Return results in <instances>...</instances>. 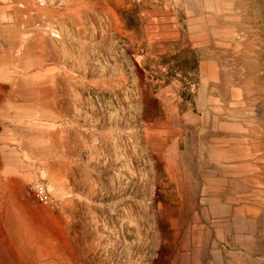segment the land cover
I'll use <instances>...</instances> for the list:
<instances>
[{
	"label": "rangeland",
	"instance_id": "374dc122",
	"mask_svg": "<svg viewBox=\"0 0 264 264\" xmlns=\"http://www.w3.org/2000/svg\"><path fill=\"white\" fill-rule=\"evenodd\" d=\"M0 264H264V0H0Z\"/></svg>",
	"mask_w": 264,
	"mask_h": 264
},
{
	"label": "built area",
	"instance_id": "2783aa9c",
	"mask_svg": "<svg viewBox=\"0 0 264 264\" xmlns=\"http://www.w3.org/2000/svg\"><path fill=\"white\" fill-rule=\"evenodd\" d=\"M32 190L36 193L37 199L39 201H42L43 200V188H42V186H40L39 184H35L32 187Z\"/></svg>",
	"mask_w": 264,
	"mask_h": 264
},
{
	"label": "bare ground",
	"instance_id": "6f19581e",
	"mask_svg": "<svg viewBox=\"0 0 264 264\" xmlns=\"http://www.w3.org/2000/svg\"><path fill=\"white\" fill-rule=\"evenodd\" d=\"M233 83H234V82H233ZM234 168H235V169H237V166H234ZM236 186H237V185L235 184V186H234V187H236ZM236 192H237V190H236ZM236 192L234 193V195H235V194L237 195V193H236Z\"/></svg>",
	"mask_w": 264,
	"mask_h": 264
}]
</instances>
